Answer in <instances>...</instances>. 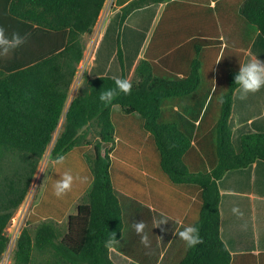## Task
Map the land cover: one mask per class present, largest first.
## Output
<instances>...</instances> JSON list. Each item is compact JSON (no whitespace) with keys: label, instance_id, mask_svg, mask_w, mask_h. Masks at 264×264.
I'll use <instances>...</instances> for the list:
<instances>
[{"label":"trees","instance_id":"trees-1","mask_svg":"<svg viewBox=\"0 0 264 264\" xmlns=\"http://www.w3.org/2000/svg\"><path fill=\"white\" fill-rule=\"evenodd\" d=\"M165 0H131L121 9L117 59L125 76L120 34L128 17ZM233 0H223L231 3ZM106 0H0V25L7 32L30 33L26 44L0 58V262L9 238L6 230L25 202L40 163L51 144L69 96L71 85L84 59V35L96 27ZM232 17L264 37V0H236ZM231 8V6H230ZM226 38V35H224ZM197 54L201 48L197 47ZM227 48L219 66L227 68V90L221 98L220 116L213 146V168L192 173L185 157L192 149L191 136L175 123L163 120L162 106L170 99L194 94L201 84L202 62H191L185 79L170 80L158 75L156 65L141 60L136 68L130 95L119 93L110 104L100 93L116 87L112 77L83 76V84L65 116L52 158L66 155L88 144L95 131L99 141L90 163L93 182L76 215L68 218L66 230L54 220L26 225L14 252L13 264H115L111 244L123 231L122 211L110 177L109 153L114 143L111 112L120 106L126 114H139L152 134L161 155V166L177 185L201 189V212L194 225L203 243L187 249L180 264H231L232 255L220 235L219 181L230 171L246 169L264 161V133L242 138L237 153L229 126L233 98L239 85L234 77L242 65V54L227 60ZM229 71V72H228ZM110 145L104 150L103 146ZM115 236V241H109Z\"/></svg>","mask_w":264,"mask_h":264},{"label":"crops","instance_id":"crops-1","mask_svg":"<svg viewBox=\"0 0 264 264\" xmlns=\"http://www.w3.org/2000/svg\"><path fill=\"white\" fill-rule=\"evenodd\" d=\"M130 1L117 0L110 13L104 17L103 12L100 14L92 32V49L89 46L84 52L56 129L58 134L82 87L83 77L78 81V76L85 60L91 63L84 72L90 78L122 77L117 39L121 9ZM235 1L227 5L223 0H165L133 12L120 34L125 76L130 82L141 60L154 63L157 74L170 80L187 78L194 58L198 55L201 60L198 90L189 97L170 99L162 106L163 120L177 124L191 136L192 149L185 162L192 173H209L213 168L216 125L221 98L227 90L228 67L217 68L223 50L227 48V60L234 61L237 54H242V65L252 56L264 61V37L232 17ZM107 44L114 46L108 55ZM197 47L201 48L199 54ZM111 120L114 143L109 153V172L122 211L123 231L120 240L109 247L110 258L115 264H180L188 247L178 233L199 220L202 191L195 185H177L170 180L161 166L154 137L145 129L139 114H126L120 106H114ZM229 126L237 153L242 151L245 135L264 133V87L245 99H241L239 88L235 91ZM87 140L88 144L64 155L63 165L51 164L36 180L28 226L46 220L63 225L77 214L93 182L90 162L99 141L95 131ZM108 147L103 146V154ZM65 171L77 179L70 192L57 198L53 185ZM218 185L220 235L232 255L231 264H264V161L226 173ZM234 208L239 213H234ZM163 219L168 222L155 227L154 221ZM142 220L150 248L141 244L133 228V222Z\"/></svg>","mask_w":264,"mask_h":264},{"label":"clouds","instance_id":"clouds-1","mask_svg":"<svg viewBox=\"0 0 264 264\" xmlns=\"http://www.w3.org/2000/svg\"><path fill=\"white\" fill-rule=\"evenodd\" d=\"M30 33L21 35L19 32L8 33L3 25H0V58L8 57L16 49L27 43ZM220 60L217 62L219 63ZM116 87L108 89L100 93L99 99L102 103L110 104L117 97L119 93L130 95L132 90V83L127 78L114 76L112 78ZM235 84L239 85L241 92V99H245L248 94L258 92L264 87V61L256 56H252L248 63L240 66L238 74L234 77ZM215 91V89H214ZM65 157L63 155L57 156L51 161L52 165H63ZM40 171L44 172L43 169ZM77 179L70 171H65L63 175L56 180L53 185V194L57 198H62L72 190L74 180ZM234 213H239V209L234 208ZM166 219L154 221L155 227L166 224ZM133 228L137 235L140 236V242L146 248H150L151 242L147 233L145 232L146 224L144 221L133 222ZM179 238L184 241L189 248L196 247L203 243V238L199 235V229L195 226L188 225L178 233ZM115 236L109 241L113 243Z\"/></svg>","mask_w":264,"mask_h":264},{"label":"built area","instance_id":"built-area-1","mask_svg":"<svg viewBox=\"0 0 264 264\" xmlns=\"http://www.w3.org/2000/svg\"><path fill=\"white\" fill-rule=\"evenodd\" d=\"M116 1L117 0H106L104 9L102 11L103 14H104V12H106L107 8H110L112 10L116 4ZM84 63H85V61L83 62L82 66L84 65ZM47 155H48V153L46 152V154H45L44 158L42 159L40 165L44 164V162L46 161ZM39 169L41 170L42 168L39 167ZM40 170H38L39 172H37V173H40L41 172ZM35 184H36V180L34 179L25 202L19 208V210L17 211V213L13 217L10 226L6 230V235L9 238V242H8L6 252L4 253L0 264H12V262H11L12 250L16 247L17 241H18L19 237L21 236L22 231L26 227L28 220H29V217H30V213H31V209H32L31 206L33 203V198H34L33 197V190H34Z\"/></svg>","mask_w":264,"mask_h":264},{"label":"rangeland","instance_id":"rangeland-1","mask_svg":"<svg viewBox=\"0 0 264 264\" xmlns=\"http://www.w3.org/2000/svg\"><path fill=\"white\" fill-rule=\"evenodd\" d=\"M110 11H111V9L110 8H107L106 9V12H104V14H103V16L102 17H104L105 16V14H107V13H110ZM111 18H112V16H111ZM92 35H93V33H91L90 35H88L86 38H84V43H85V45H86V49H88L89 48V46H91L90 47V50L92 49ZM113 49H114V46H109L108 44H107V46H106V51H107V55H108V53L109 52H112L113 51ZM89 54H90V52H89ZM88 54V55H89ZM89 61L88 60H85V63H84V65L82 66V67H80L79 68V76H78V81H80L81 80V78L83 77V75H84V72L86 71V69H87V67H88V65H89ZM91 64V63H90ZM116 64H117V62H116ZM91 66V65H90ZM89 66V67H90ZM116 67H118V64H117V66ZM202 72V71H201ZM229 72V71H228ZM226 73H227V71H226ZM217 99V98H216ZM219 99H220V97H219ZM58 132H55V134H54V137H53V140H52V142H51V144L49 145V147H48V149H47V153H48V155L46 156V161L44 162V164H42V165H40V168H42L43 170H44V172H40V173H37V175H36V178H35V180H37L38 181V179L42 176L43 177V175L49 170V168H50V165H51V161L53 160V158H52V149H53V146H54V143H55V141H56V139H57V137H58ZM40 170V169H39ZM39 172V171H38ZM41 177V178H42ZM33 196H34V194H33ZM34 200V199H33ZM33 204H34V201H33V203H32V206H33ZM31 206V207H32ZM31 209V208H30ZM66 224L67 223H65V224H63L62 225V229H64V230H66ZM36 225H34V226H32V227H35ZM16 248V247H15ZM15 248L12 250V258H11V262H12V264H13V262H14V252H15Z\"/></svg>","mask_w":264,"mask_h":264}]
</instances>
